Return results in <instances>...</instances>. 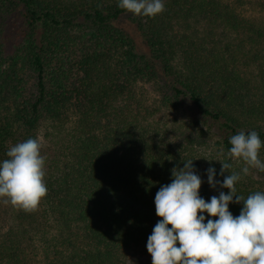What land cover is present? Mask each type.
<instances>
[{
	"label": "trees",
	"instance_id": "1",
	"mask_svg": "<svg viewBox=\"0 0 264 264\" xmlns=\"http://www.w3.org/2000/svg\"><path fill=\"white\" fill-rule=\"evenodd\" d=\"M117 3L0 0V160L46 125L66 136L50 156L41 148L35 210L0 198V264H152L155 194L185 162L206 201L228 192L209 186V167L221 182L240 173L236 195L264 192L262 173L227 156L241 131L264 141L263 23L223 0H163L155 17ZM160 109L176 117L156 123Z\"/></svg>",
	"mask_w": 264,
	"mask_h": 264
},
{
	"label": "clouds",
	"instance_id": "2",
	"mask_svg": "<svg viewBox=\"0 0 264 264\" xmlns=\"http://www.w3.org/2000/svg\"><path fill=\"white\" fill-rule=\"evenodd\" d=\"M117 6L137 16L155 17L164 10L163 0H118ZM227 156L242 160L243 175L254 168L264 171L258 154L264 141L256 131H241L230 137ZM37 138L12 146L7 159L0 160V198L24 211L35 210L47 194L44 182L45 158ZM231 167L221 163L219 175ZM216 169L206 170L207 183L220 191L209 200L200 195L204 182L193 161L172 170L171 183L155 194L159 219L147 239L152 264H264V192L247 198L236 195L240 173L216 179ZM230 203H242L238 216L229 211ZM215 218V219H213ZM170 226V227H169Z\"/></svg>",
	"mask_w": 264,
	"mask_h": 264
},
{
	"label": "rangeland",
	"instance_id": "3",
	"mask_svg": "<svg viewBox=\"0 0 264 264\" xmlns=\"http://www.w3.org/2000/svg\"><path fill=\"white\" fill-rule=\"evenodd\" d=\"M223 1L233 6L240 14L249 18H255L258 21H261L264 25V0H223ZM137 89L139 96L142 95L147 99V102H152L153 104H155L154 100L156 96L151 83L141 81ZM173 116L175 115H173L168 111H165L164 109H160L157 110L156 113L150 119L155 121L156 123L163 124V123H169ZM65 137H66L65 134H57L48 125L44 126L40 130L39 139H40V143L43 146V150L45 151V155L48 154L50 156L53 153H55V151L61 147V142L65 139ZM45 155L44 157H46ZM237 163L241 164V168L245 167V164L242 160H238ZM260 173H262V177L264 178V172H261L254 168L250 169L249 171V174L253 175V177L255 176L256 178L260 177L259 175Z\"/></svg>",
	"mask_w": 264,
	"mask_h": 264
}]
</instances>
